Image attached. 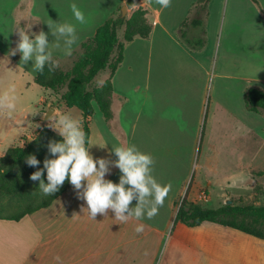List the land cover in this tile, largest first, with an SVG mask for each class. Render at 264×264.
Returning a JSON list of instances; mask_svg holds the SVG:
<instances>
[{"label":"crops","instance_id":"obj_1","mask_svg":"<svg viewBox=\"0 0 264 264\" xmlns=\"http://www.w3.org/2000/svg\"><path fill=\"white\" fill-rule=\"evenodd\" d=\"M195 1H171L170 7L162 8L155 0H139L132 8L127 7L128 17L138 6L150 8L152 31L148 38L136 37L125 46L124 59L113 76L112 118L106 119L95 101L94 114L88 117L89 139L94 143H108L104 148L95 144L88 146L94 159L115 161L118 157L111 151L112 145L130 144L152 156V175L161 185H171L158 215L152 219L132 218L127 223H119L114 219V213L109 210L107 216L98 214L94 220L87 212L86 202L78 198L77 191L69 182L68 189L48 207L26 214L19 220L0 218V264H140L152 250L154 255L150 261L154 262L162 246L164 252H167L166 264H186L188 248L193 252H208L209 255L218 257L219 246L232 250L231 264H240L241 254H236V249L240 247L248 249L243 251V261L245 258L249 261L252 259L250 239H246L245 235L227 230L226 226L211 221H204L196 226L175 221L177 209L184 197L204 207L216 208L226 203L228 193L233 188L236 189V185L231 182L235 171L222 169L218 166L219 156L211 153L213 141H210L211 147L207 153L200 150L205 134L209 92L211 96L216 92L215 79L211 90H207V81L203 82L200 77V88L192 90L193 88L185 87L177 77L184 68L181 67L182 59L189 49L180 40L178 31ZM125 2L126 0H50L42 7L43 0H0V92L10 83L15 85L18 100L15 111L23 113L24 119H27L44 102L48 101L47 107H51L49 99L53 96L52 92L49 93L53 90L46 88L48 97L40 95L32 98V92L42 87L34 81L36 72L32 70V66L20 64L21 53L13 55L18 56L17 59L10 55L16 45L18 27L29 32L35 26L36 31L33 33L44 31L51 47L55 37L52 36L47 22L75 24L79 39L73 46L72 56L66 57L61 50L53 49L54 58L62 63L75 57L82 42L92 37L118 9L121 11ZM72 3L77 4L84 12L87 23L81 25L75 21L70 9ZM260 3L264 9V0H260ZM214 4L219 8V17L216 26H211ZM228 4L229 0H211L207 37L214 34V44L209 40L206 47L199 50L198 58L194 56L195 65L200 69L201 75L203 72L207 75V80L208 76L213 75V78L218 79L223 75L218 72V67L217 70L209 72L212 61L219 64L220 60L225 61V56H232L233 51L229 54L227 50L232 46L223 38L222 29ZM230 4L236 17L233 22L238 23L242 18V26L258 27V32L254 27L255 41L251 43L258 55L262 52L264 54V14L257 7L258 22L252 24L245 14L241 17L240 12L245 7L243 0H231ZM231 11L229 8L228 18ZM242 31L245 36L246 28ZM244 78L245 88L249 83L264 88V76L252 75ZM227 90L229 89L218 88L217 91L220 92L213 97L211 116L215 122L218 120V109L226 114V120L227 114L231 113L233 99L227 96ZM66 108L72 107H68L62 98L54 106L56 113L71 110ZM97 110L99 121H94ZM44 113V109H40L38 126L28 128L29 124L23 121L24 127L15 130L11 124V114H0V157L23 137L27 142L29 137L33 139L44 125ZM79 118L83 122L82 112ZM222 123L224 124L223 121ZM211 128L212 121L207 142L212 136ZM251 129L252 127H247V130ZM239 158L242 159L243 155ZM249 166L250 163L248 168ZM109 168L105 179L118 183L121 175L119 168L114 164H110ZM235 168L240 170L246 167L239 160ZM215 191L218 197L216 200L213 199ZM203 192H206V197L202 195ZM136 203L134 199L132 206ZM138 224L144 225L143 232L135 231ZM126 255L129 256L128 259ZM222 256L225 257V249Z\"/></svg>","mask_w":264,"mask_h":264},{"label":"trees","instance_id":"obj_2","mask_svg":"<svg viewBox=\"0 0 264 264\" xmlns=\"http://www.w3.org/2000/svg\"><path fill=\"white\" fill-rule=\"evenodd\" d=\"M139 0H126L128 8ZM211 0H197L192 4L188 16L182 21L178 35L180 40L191 50H202L207 44V21ZM252 2L264 14L260 0ZM151 10L146 6L133 9L129 17L110 16L96 33L82 42L83 54L73 63L70 70L57 68L52 74L47 66L43 73L36 72L34 81L44 88L57 91L66 86L61 98L68 107L81 110L83 130L89 139L88 117L94 114L93 101L97 102L106 119L113 116V76L124 59V49L128 42L136 37L148 38L152 31ZM124 26L122 38L119 30ZM18 56H13L17 59ZM109 69V76L102 87L89 85L104 69ZM247 110L264 113V88L257 84H248L244 92ZM62 137L47 125L39 128L34 138L21 147H9L0 157V218L19 220L26 214L48 207L54 199L66 191L69 181H65L58 192L43 197L39 192V181H32L30 175L44 169V160L51 158L49 142L61 141ZM29 155H35L39 164L35 167L26 163ZM47 183L44 169L42 177ZM175 221L187 226H196L204 221H211L221 226L231 227L243 233L264 240V204L224 203L219 207H204L184 197L176 212Z\"/></svg>","mask_w":264,"mask_h":264},{"label":"rangeland","instance_id":"obj_3","mask_svg":"<svg viewBox=\"0 0 264 264\" xmlns=\"http://www.w3.org/2000/svg\"><path fill=\"white\" fill-rule=\"evenodd\" d=\"M171 1H178V0H171ZM182 1V0H181ZM197 1V0H196ZM195 1V2H196ZM235 1V0H234ZM50 0H43L42 7L46 6ZM193 2V3H195ZM219 2V0H218ZM244 6L242 7L241 17L243 14L246 15L247 20L252 24L258 22L259 18V11L257 6L252 2V0H243ZM192 3V4H193ZM231 0H229V4ZM217 5V1H215ZM214 4L212 7L214 19H212L211 26H216L217 19L219 17V8ZM228 4V12L229 8L230 11L232 9L231 4ZM192 5L190 6V8ZM189 8V10H190ZM188 10V14H189ZM228 12H226V20L225 25L222 27L223 29V38L229 42L232 47H228V53L232 52V56L228 57L225 56V61L219 62V64H215L212 61V64L209 66V72H213L214 69L218 72H222L218 79L212 76H208V80L206 79L207 75L203 72L201 75V71L197 65H195V58H198L199 51L198 50H190L184 54L181 67L184 66L183 70H181L177 77L182 80V84L185 87H188L192 90L200 88V77L203 78V82L207 81L206 89L211 90L213 79H215L214 84H216V92L212 94L209 92L210 101L207 103L208 114L206 119V127H205V134L201 142V152L207 153L208 148L210 146V141L212 140L214 146L212 147L213 154H217L219 156L218 166H221L222 169H227L230 171H235L234 178L231 179V182L236 185V189L233 188L232 192L228 193L227 199L233 200L235 204H264V113H257L253 111H248L245 107L244 101V92H245V85L246 79L245 76H264V54H257L254 51V44L251 43L255 41V31L254 27L256 28V32H258L257 26L245 27L242 26V18L240 21H235L236 17L234 13L231 11L230 16L228 18ZM121 11L118 9L115 16L120 15ZM186 15V17L188 16ZM125 17H128V11ZM185 17V18H186ZM184 18V19H185ZM228 18V19H227ZM242 23V24H241ZM241 25V26H240ZM32 31H29V35H32L33 32L36 31L35 26ZM246 28L245 36L243 29ZM22 27H18V30H21ZM250 29V30H249ZM124 31V26L119 30V36L122 38ZM27 32V31H26ZM251 32V34H250ZM222 35V32H221ZM210 40V43H213L214 34H209L207 37ZM19 40V34L16 35L15 43L17 45ZM218 41V39H217ZM251 43V44H250ZM214 44V43H213ZM16 45L12 48L14 49ZM251 45V46H250ZM206 47V46H205ZM226 50V51H227ZM194 51V52H193ZM84 49L81 47L78 54L73 57L71 60H65L62 63L59 61V68L68 71L72 68L73 63L83 54ZM189 52H193L190 54ZM17 52L15 55H17ZM259 53V52H258ZM10 55L13 56L10 52ZM193 55V56H191ZM73 60V62H72ZM197 61V60H196ZM26 65L28 67L32 66V61H29ZM30 68H28V71ZM234 75V77H233ZM30 76V75H28ZM109 76V69L106 68L98 73L95 79L89 85V89H92L95 86H98L97 82L99 80H105ZM251 81V80H250ZM197 83V84H196ZM249 83V82H248ZM247 83V84H248ZM252 84V83H249ZM254 84V83H253ZM264 85V82H263ZM227 88V96L233 99V106H231V113L227 114L228 120H226V114L222 112L221 109L217 110L218 113V120L215 122L211 116L214 100L213 97L216 96L220 91L217 89ZM66 90V86L59 88L57 91H49L53 96L49 99L51 101V106H57L59 100L61 99L62 93ZM48 91L46 88L39 87L32 92V98H37L40 95L42 96H49ZM34 96V97H33ZM18 104V100L17 103ZM48 101L44 102V105L39 106L32 111L34 113H30V117L24 119L23 113L19 114V111H15L11 113V124H13V129L23 128L24 126L23 121L28 123L29 127L38 126V118L40 109H44L45 113L43 114V119L49 110L50 107H47ZM71 109L70 111L64 110L62 113L58 114H71L74 117L79 118V114L81 113L80 110L76 107L66 108ZM37 112V113H36ZM56 113L54 111L50 114L47 121L44 125H49L50 117ZM37 114V116L35 115ZM33 118V119H32ZM98 110L97 116H94V121L98 120ZM80 119V118H79ZM224 119V120H222ZM99 121V120H98ZM212 121V136L211 139L207 142V134L209 131L210 122ZM224 122V124L222 123ZM31 124V125H30ZM83 125V122H82ZM247 127H252L249 131ZM52 128V127H50ZM53 129V128H52ZM208 129V130H207ZM54 130V129H53ZM57 132L56 130H54ZM14 142V141H13ZM27 143V139L23 137L19 143L16 145H25ZM243 158H239L241 155ZM51 158H54L51 155ZM245 166V169L235 168L238 164V161ZM250 166L248 168V164ZM233 165H235L233 167ZM221 169V170H222ZM249 169V170H248ZM239 172H243L245 174H239ZM219 177H222L221 175ZM40 192V191H39ZM212 192V191H211ZM216 192L213 194V199L216 200L218 197L216 196ZM214 203H217L216 201ZM213 204V203H212ZM215 205V204H214ZM214 208V207H211ZM227 230L238 232V234L245 235L246 239H250V250L252 259L245 258L244 261L242 259L243 251L245 248L240 247L236 249V254H241V260H239L240 264H264V240L249 235L247 233H243L237 229H233L230 227H225ZM236 240L238 237H235ZM246 247V246H244ZM225 249V257L222 256V251ZM248 250L247 248L245 251ZM239 251V252H237ZM153 250L145 256V260L141 261L140 264H166L167 260V252H164V246L160 249L159 253L156 255L155 260L153 262L150 261L152 258ZM126 258L129 256L126 255ZM142 257V256H141ZM144 257V256H143ZM154 257V256H153ZM231 257H232V250L229 248H224L219 246V255L218 257L209 255L208 252H193L192 249L188 248L186 251V264H231ZM127 258V259H128ZM134 264V263H132Z\"/></svg>","mask_w":264,"mask_h":264},{"label":"clouds","instance_id":"obj_4","mask_svg":"<svg viewBox=\"0 0 264 264\" xmlns=\"http://www.w3.org/2000/svg\"><path fill=\"white\" fill-rule=\"evenodd\" d=\"M155 3L162 8L171 6V0H155ZM70 9L75 21L81 25L87 23L84 12L77 4L72 3ZM47 25L55 37L51 47L44 31L29 35L24 30H18L19 40L11 54L21 53V65L32 61V70L35 72L43 73L47 66L48 72L52 74L60 66L59 61L53 56V49H59L64 56L70 57L79 37L77 27L73 23L49 21ZM97 84L102 87L104 81L99 80ZM15 91V85L10 83L0 92V114L15 112L17 107ZM49 125L58 132L62 140L49 142L48 150L54 158L44 160L47 183L42 178L44 169L30 175L32 181H39L38 189L43 197L58 192L67 180L77 191L78 198L86 202L87 212L94 220L98 214L107 216L109 210L114 213V219L119 223H127L132 218L152 219L158 215L171 185H161L154 178L152 175L154 160L150 154L140 151L134 144L112 145L111 151L118 159L115 161L94 159L88 151V146L95 144L104 148L108 143H94L88 139L79 118L67 113H54L50 117ZM26 163L35 167L39 161L35 155H29ZM110 164H114L120 170L118 183L105 179V175L110 171ZM134 199L137 203L132 206ZM135 231L143 232L144 225L138 224Z\"/></svg>","mask_w":264,"mask_h":264},{"label":"water","instance_id":"obj_5","mask_svg":"<svg viewBox=\"0 0 264 264\" xmlns=\"http://www.w3.org/2000/svg\"><path fill=\"white\" fill-rule=\"evenodd\" d=\"M127 14V5L124 4L121 8V16L122 17H125ZM55 111L54 107H50L49 110L47 111L44 119H43V124L47 121V119L49 118L50 114H52L53 112ZM32 140L31 137L28 138V142H30ZM226 203L229 204V203H232V200L231 199H227L226 200Z\"/></svg>","mask_w":264,"mask_h":264},{"label":"built area","instance_id":"obj_6","mask_svg":"<svg viewBox=\"0 0 264 264\" xmlns=\"http://www.w3.org/2000/svg\"><path fill=\"white\" fill-rule=\"evenodd\" d=\"M202 195H205V197H206V192H203Z\"/></svg>","mask_w":264,"mask_h":264}]
</instances>
